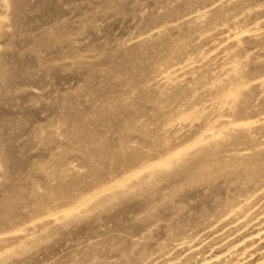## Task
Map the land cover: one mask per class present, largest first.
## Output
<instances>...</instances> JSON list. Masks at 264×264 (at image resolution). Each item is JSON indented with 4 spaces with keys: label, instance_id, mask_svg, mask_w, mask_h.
Segmentation results:
<instances>
[{
    "label": "rangeland",
    "instance_id": "1",
    "mask_svg": "<svg viewBox=\"0 0 264 264\" xmlns=\"http://www.w3.org/2000/svg\"><path fill=\"white\" fill-rule=\"evenodd\" d=\"M0 264H264V0H0Z\"/></svg>",
    "mask_w": 264,
    "mask_h": 264
}]
</instances>
